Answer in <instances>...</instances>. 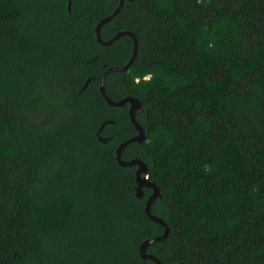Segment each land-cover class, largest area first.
Returning <instances> with one entry per match:
<instances>
[{"label":"trees","instance_id":"16d2710c","mask_svg":"<svg viewBox=\"0 0 264 264\" xmlns=\"http://www.w3.org/2000/svg\"><path fill=\"white\" fill-rule=\"evenodd\" d=\"M119 0H0V264H155L163 233L115 149L136 135L102 98L133 40L100 44ZM135 32L125 72L142 160L168 225L161 264H264V0H125L103 40ZM90 79L85 87L84 84ZM113 120L96 132L103 121Z\"/></svg>","mask_w":264,"mask_h":264},{"label":"water","instance_id":"95a60500","mask_svg":"<svg viewBox=\"0 0 264 264\" xmlns=\"http://www.w3.org/2000/svg\"><path fill=\"white\" fill-rule=\"evenodd\" d=\"M124 1L125 0H119V3L117 5L116 9L113 11V13L111 15H108V16L100 19L95 24L94 34H95L96 40L102 45H109L113 41H115L116 39H118L119 37H121L123 35L130 36L131 39L133 40V51H132V54H131L128 62L125 65H123V66H110V67L105 68V70L102 72L101 77H100L99 91H100L102 98L110 106L116 107V106H123L126 104L128 105V114H129L130 120H131L133 126L135 127L137 133H136V135L125 140L124 142H121L120 144H118V146L115 149V159L120 166H128V167L135 166L136 167V169H135V181H136L135 195L137 198H141L143 196V188L146 187V188L151 189V193L148 195V197L145 201L144 211L147 214V216L149 217V219H151L154 222L161 224L163 226L164 230H163V233L161 235L155 236L154 238H151V239L144 240L139 245L138 253L143 260L150 259V260L154 261L155 264H161L160 260L154 254H151V253L147 252V250H146L148 245L166 238L168 235V232H169L168 225L164 222V220L162 218H160L159 216L151 213V211H150V207H151L152 202L157 197H160V190L154 182L149 181L147 179V177L143 175V174L147 173V167L142 160H140L138 158H132L130 160H123L121 158V153L128 143H130V142H142L145 139L144 129L135 116L136 111L141 107V103L139 102V100L137 98L132 97V96H126V97L120 98L119 100H113L106 94L105 85H104L105 77L108 73H110L112 71H117V72L127 71L128 68L133 63L135 56L137 54L136 34H135V32H133L131 30H120L116 34H114L109 40H103L100 36L101 26L103 24H105L106 22H108L113 16L118 14V12L120 11ZM128 1H130V0H128ZM89 80L90 79H88L86 81V83L84 84L83 87H85L87 85ZM113 122H114L113 120H106L100 124V126L96 132L97 139L100 142L106 143L108 140H110V137H102L100 135V131L103 129V127L106 124L113 123ZM180 264H183V263H180Z\"/></svg>","mask_w":264,"mask_h":264}]
</instances>
